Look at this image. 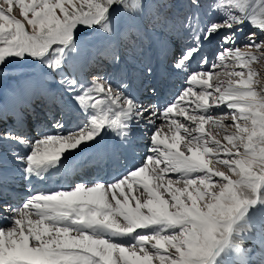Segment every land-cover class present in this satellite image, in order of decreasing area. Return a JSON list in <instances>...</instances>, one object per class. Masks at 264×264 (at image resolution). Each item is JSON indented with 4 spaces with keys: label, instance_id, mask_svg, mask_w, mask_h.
<instances>
[{
    "label": "snow or ice",
    "instance_id": "6c2138e0",
    "mask_svg": "<svg viewBox=\"0 0 264 264\" xmlns=\"http://www.w3.org/2000/svg\"><path fill=\"white\" fill-rule=\"evenodd\" d=\"M163 3L0 0V77L31 68L0 98V264H264V0H181L159 44L182 86L145 103ZM37 100L54 131L30 136ZM143 136L139 163L44 186L82 147L118 158Z\"/></svg>",
    "mask_w": 264,
    "mask_h": 264
},
{
    "label": "bare ground",
    "instance_id": "6f19581e",
    "mask_svg": "<svg viewBox=\"0 0 264 264\" xmlns=\"http://www.w3.org/2000/svg\"><path fill=\"white\" fill-rule=\"evenodd\" d=\"M159 72L155 77V82H159L161 85L160 93H163L162 96L159 97L157 104H163L166 98H171L174 94L178 92V90L182 86V79L179 80V76L176 74H169L167 69L163 67L162 64L159 63ZM21 79L20 76L7 75L5 73L2 77H0V98H3L5 95L10 96L12 94V90L18 86V82ZM164 84H167L165 90L162 88ZM41 100H37L35 103H38ZM44 106V105H43ZM51 114V113H49ZM35 111H31V113L27 114V119L29 123V119H33L35 117ZM44 118L39 117L38 123L42 126L35 130V133H29L30 136H36V133L41 134L42 130L54 131L53 125L55 121L51 118V123L48 126H43ZM10 123V122H9ZM77 121L73 120L70 124H67L66 127L70 130L74 127ZM8 125L0 123V128L7 127ZM145 138V139H143ZM141 140H143L144 145H141ZM107 143H110L108 141ZM105 142H99L95 145H89L87 147H82L81 150L75 152L71 155V159L65 161V164L68 166V172H60L54 173L52 175L51 180L47 185L44 186H52L54 184H66V185H74L76 182L81 180H92L94 177L100 176L104 179L109 178L114 171L121 170L125 167H130L133 163H139L141 157L146 153V146L148 144L147 137H141L137 140L136 146L134 149H129L127 151H122L118 154V158L112 155L110 152L101 156L100 149L104 147ZM79 168H84L86 171H90V175L88 173H84L83 177L78 175ZM27 192V184L25 182H20L16 184V195L20 198Z\"/></svg>",
    "mask_w": 264,
    "mask_h": 264
},
{
    "label": "rangeland",
    "instance_id": "374dc122",
    "mask_svg": "<svg viewBox=\"0 0 264 264\" xmlns=\"http://www.w3.org/2000/svg\"><path fill=\"white\" fill-rule=\"evenodd\" d=\"M162 12L166 13L170 19L168 21V26L164 27V26H157L156 31L154 33H150L147 40L145 41V45H144V51L142 54V59L145 62H151L153 64L152 61H154L153 65H157L159 63L160 60L166 61V57L161 54V58L159 56V53H162L161 48H160V44L159 41L161 39V37H163L164 39H171V40H176V33L172 30V18H174L175 16L179 15L181 13V0H164L163 6H162ZM247 28L245 29V31L247 32ZM83 39L86 40H93L94 38L91 36V34H84ZM211 47V46H210ZM167 65V63L165 64ZM9 71L6 72L7 75L11 76L12 75H18V71L22 70L24 72H28L31 71V68L28 65H20L17 64L15 62H13L12 64H10L9 66ZM165 67V66H164ZM255 67H257L258 69H260L261 71H264V65H255ZM181 79V77L179 76V80ZM164 88V86H163ZM142 96L144 97L142 99L143 102L145 103H154V100L156 98H159V96H152L151 93H146V94H142ZM146 100H151L150 101H146ZM153 101V102H152ZM37 106V105H36ZM159 123H164L165 125L167 124L166 121H158ZM33 120L29 119V123H27V130L29 133H35V131L33 130ZM206 127V131L210 130L209 126H205ZM166 131V128H165ZM171 135V134H169ZM36 136H38V134L36 133ZM146 137V136H143ZM162 138H163V131H162ZM145 139V138H143ZM141 145H144L143 140H141ZM145 146H147V144H145ZM147 151V147L145 149ZM88 173L90 175V171L89 170H85L84 168H79V173L78 175H80V177H83L84 172Z\"/></svg>",
    "mask_w": 264,
    "mask_h": 264
}]
</instances>
